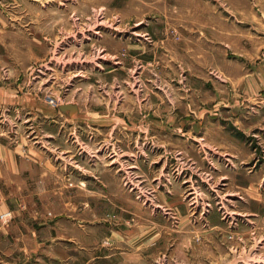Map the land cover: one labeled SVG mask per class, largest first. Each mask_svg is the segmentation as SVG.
Instances as JSON below:
<instances>
[{
    "label": "rangeland",
    "instance_id": "1",
    "mask_svg": "<svg viewBox=\"0 0 264 264\" xmlns=\"http://www.w3.org/2000/svg\"><path fill=\"white\" fill-rule=\"evenodd\" d=\"M0 87L89 264H264V0H0Z\"/></svg>",
    "mask_w": 264,
    "mask_h": 264
},
{
    "label": "crops",
    "instance_id": "2",
    "mask_svg": "<svg viewBox=\"0 0 264 264\" xmlns=\"http://www.w3.org/2000/svg\"><path fill=\"white\" fill-rule=\"evenodd\" d=\"M17 153L0 135V216L12 215L7 223L0 219V264H89L83 240L93 233L80 229L79 219L57 210L56 200L48 203V171L37 184L45 191L31 190L26 177L31 168L18 165Z\"/></svg>",
    "mask_w": 264,
    "mask_h": 264
},
{
    "label": "built area",
    "instance_id": "3",
    "mask_svg": "<svg viewBox=\"0 0 264 264\" xmlns=\"http://www.w3.org/2000/svg\"><path fill=\"white\" fill-rule=\"evenodd\" d=\"M0 219L4 221L5 223L9 222L12 219L11 212L5 213L0 216Z\"/></svg>",
    "mask_w": 264,
    "mask_h": 264
}]
</instances>
